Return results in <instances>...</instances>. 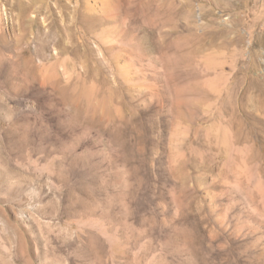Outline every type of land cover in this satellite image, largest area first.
<instances>
[{"label":"rangeland","instance_id":"obj_1","mask_svg":"<svg viewBox=\"0 0 264 264\" xmlns=\"http://www.w3.org/2000/svg\"><path fill=\"white\" fill-rule=\"evenodd\" d=\"M176 1L0 0V264H264V0Z\"/></svg>","mask_w":264,"mask_h":264},{"label":"bare ground","instance_id":"obj_2","mask_svg":"<svg viewBox=\"0 0 264 264\" xmlns=\"http://www.w3.org/2000/svg\"><path fill=\"white\" fill-rule=\"evenodd\" d=\"M139 1H140V0H139ZM154 1H155V0H154ZM175 1H176V0H175ZM148 2H149V1H148ZM151 2H152V1H151ZM176 2H177V1H176ZM135 3H136V2H135ZM152 3L154 4V2H152ZM170 3H171V2H170ZM180 3L183 4L182 2H180ZM187 3H188V2H187ZM136 4H137V3H136ZM150 4H151V3L149 2V5H150ZM156 4H157V3H156ZM172 4H173V3H171V7H172ZM145 5H148V4H145ZM145 5H144V6H145ZM149 5H148V6H149ZM176 5H177V4H176ZM188 5H189V4H188ZM188 5L186 4V6H188ZM152 6H153V5H152ZM181 6H182V5H181ZM146 7H147V6H146ZM156 7H157V6H156ZM156 7H155V8H156ZM174 7H177V6H174ZM179 7H180V6H179ZM148 8H150V7H148ZM151 8H152V7H151ZM151 8H150V9H151ZM153 8H154V6H153ZM153 8H152V9H153ZM140 9H142V8H140ZM169 9H170V8H169ZM178 9H180V8H178ZM129 10H130V9H129ZM147 10H148V9H147ZM147 10L145 9V11H147ZM155 10H156V9H155ZM181 10H182V9H181ZM127 11H128V10H127ZM158 11H159V10H158ZM173 11H174V9H173ZM177 11L179 12V10H177ZM153 12H154V11H153ZM151 13H152V12H151ZM155 13H156V12H155ZM169 13H170V12H169ZM171 13H172V12H171ZM179 13H180V12H179ZM174 14H176L175 11H174ZM177 15H178V14H177ZM138 17H139V16H138ZM157 19H158V18H157ZM174 27L176 28V26H174Z\"/></svg>","mask_w":264,"mask_h":264}]
</instances>
